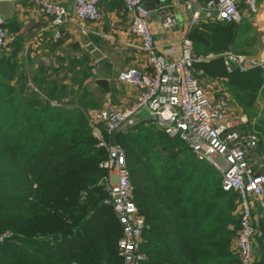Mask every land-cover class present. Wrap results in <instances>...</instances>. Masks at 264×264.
<instances>
[{
    "label": "trees",
    "instance_id": "1",
    "mask_svg": "<svg viewBox=\"0 0 264 264\" xmlns=\"http://www.w3.org/2000/svg\"><path fill=\"white\" fill-rule=\"evenodd\" d=\"M197 23L190 31L200 58L195 77L204 89L202 81H218L231 94L248 117L241 128L257 132L255 152L264 156V68L229 73L224 55L255 58L258 33L245 18ZM21 49V39L10 52L0 48V264H123V229L100 167L108 150L90 124L105 107L89 82L90 58L57 57L34 69ZM98 126L105 143L126 150L132 199L145 218L142 264H240L239 199L223 190L220 171L152 119L124 131ZM259 226L264 231V220ZM258 243L255 264H264Z\"/></svg>",
    "mask_w": 264,
    "mask_h": 264
},
{
    "label": "built area",
    "instance_id": "2",
    "mask_svg": "<svg viewBox=\"0 0 264 264\" xmlns=\"http://www.w3.org/2000/svg\"><path fill=\"white\" fill-rule=\"evenodd\" d=\"M113 0H75L72 11L55 0H31L37 10L49 18L53 41L65 35V25L70 17L81 22H101V5ZM129 18L130 33L138 40V47L147 55L150 71L134 68L123 70L119 79L137 88L135 102L121 109L107 101L104 108L90 116L94 134L100 138L99 145L108 150V158L100 164L107 170L104 177L108 192L106 202L122 226L123 236L118 247L123 264H142L146 255L141 251L145 218L139 213L132 199L130 172L126 164V150L118 144L108 145L100 136L99 123L105 122L109 130L124 131L141 119L136 114L147 109L152 120L169 136L186 142L200 158L210 162L222 174V188L238 195L239 230L235 240V251L240 264H255V249L258 240L264 242V231L259 226L264 220V156L255 150L258 134L255 130H243L248 117L232 107L229 96L213 97L200 85L194 74V63L198 58L194 42L186 37L181 42L180 56L170 60L159 52L148 10L144 0H120ZM259 1L264 0H208L204 7L200 0H186L185 7L192 11L194 22L201 18H215L220 22H240L241 4L250 13L259 12ZM162 25L169 29L177 17L162 9ZM17 33L6 27L0 16V48L10 52ZM225 66L231 73L236 67L264 68V59L246 58L226 52Z\"/></svg>",
    "mask_w": 264,
    "mask_h": 264
},
{
    "label": "crops",
    "instance_id": "3",
    "mask_svg": "<svg viewBox=\"0 0 264 264\" xmlns=\"http://www.w3.org/2000/svg\"><path fill=\"white\" fill-rule=\"evenodd\" d=\"M15 7L10 19H6V27L14 28L17 39H21L22 49L19 52L21 59H29L37 69L40 61L46 64L55 62L56 58H67L76 55H87L90 58V68L93 72L89 82L106 105L110 101L117 107L125 109L132 105L138 93L135 86L122 82L119 79L121 71L134 68L140 71H150L148 58L139 47L138 40L130 33L129 18L123 4L119 0L105 2L101 5L103 20L101 22H81L70 17L65 25V35L62 42L53 41V33L50 28V19L41 14L31 0H11ZM65 5L69 11L73 10L75 0H55ZM186 0H144L145 7L150 10L149 22L154 33V38L159 52L170 60L180 56L181 42L190 37L191 29L196 26L201 18L194 22L192 11L185 7ZM205 0H200V6L204 7ZM259 12L250 13L244 4H241L242 19L250 20L255 31L259 35L260 42L256 48V57L264 59V5L259 1ZM164 9L177 17V22L171 28L166 29L162 25L161 10ZM93 45L108 59L105 78L108 80V92L96 83L99 76L96 73V59L88 51L87 47ZM205 90L210 96L221 97L227 95L224 86L218 82H204ZM222 92V93H221ZM232 107L235 101L231 100ZM259 244V243H258ZM255 249L258 256V245Z\"/></svg>",
    "mask_w": 264,
    "mask_h": 264
},
{
    "label": "water",
    "instance_id": "4",
    "mask_svg": "<svg viewBox=\"0 0 264 264\" xmlns=\"http://www.w3.org/2000/svg\"><path fill=\"white\" fill-rule=\"evenodd\" d=\"M15 4L11 0H0V16L6 20L10 19L13 15ZM88 51L96 59V73L99 78L96 80V83L100 85L106 92H108V80L105 78L106 66L108 59L104 57L100 50L96 49L93 45L87 47ZM136 117L142 119H152V114L147 109H142L136 114ZM72 233L71 229L65 230L61 235L57 234L53 239H60L62 236H67Z\"/></svg>",
    "mask_w": 264,
    "mask_h": 264
},
{
    "label": "rangeland",
    "instance_id": "5",
    "mask_svg": "<svg viewBox=\"0 0 264 264\" xmlns=\"http://www.w3.org/2000/svg\"><path fill=\"white\" fill-rule=\"evenodd\" d=\"M231 100H233L234 101V98H232ZM261 103H262V106L261 107H263L264 108V100L263 101H261ZM231 104H232V102H231ZM235 106L233 107V108H236L237 110H239V111H241L237 106H236V104H235V102L233 103ZM237 214L239 215V211H238V209H237Z\"/></svg>",
    "mask_w": 264,
    "mask_h": 264
}]
</instances>
